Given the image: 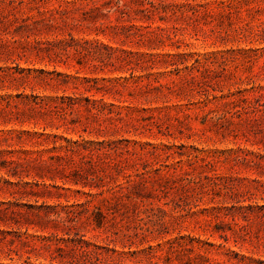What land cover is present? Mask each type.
<instances>
[{"label":"rangeland","instance_id":"obj_1","mask_svg":"<svg viewBox=\"0 0 264 264\" xmlns=\"http://www.w3.org/2000/svg\"><path fill=\"white\" fill-rule=\"evenodd\" d=\"M0 264H264V0H0Z\"/></svg>","mask_w":264,"mask_h":264},{"label":"trees","instance_id":"obj_2","mask_svg":"<svg viewBox=\"0 0 264 264\" xmlns=\"http://www.w3.org/2000/svg\"><path fill=\"white\" fill-rule=\"evenodd\" d=\"M84 253H86V255H90L89 252L87 250L84 251ZM91 253V252H90Z\"/></svg>","mask_w":264,"mask_h":264}]
</instances>
